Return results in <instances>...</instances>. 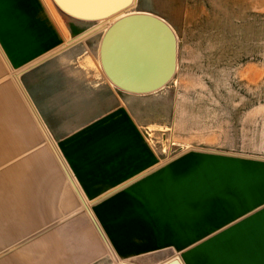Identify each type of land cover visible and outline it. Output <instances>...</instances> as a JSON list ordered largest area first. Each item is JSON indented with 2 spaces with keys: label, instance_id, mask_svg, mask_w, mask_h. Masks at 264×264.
Returning a JSON list of instances; mask_svg holds the SVG:
<instances>
[{
  "label": "crops",
  "instance_id": "1",
  "mask_svg": "<svg viewBox=\"0 0 264 264\" xmlns=\"http://www.w3.org/2000/svg\"><path fill=\"white\" fill-rule=\"evenodd\" d=\"M71 29L56 41L40 0H0V264H264L263 167L167 161L95 30Z\"/></svg>",
  "mask_w": 264,
  "mask_h": 264
},
{
  "label": "rangeland",
  "instance_id": "2",
  "mask_svg": "<svg viewBox=\"0 0 264 264\" xmlns=\"http://www.w3.org/2000/svg\"><path fill=\"white\" fill-rule=\"evenodd\" d=\"M40 4L56 41L69 38L70 26L95 30L88 43L102 69V41L115 21L136 13L165 20L177 41L174 75L155 91L128 96L152 146L167 161L193 150L264 170V0H134L95 20L75 17L54 0ZM179 256L168 251L136 260L166 264Z\"/></svg>",
  "mask_w": 264,
  "mask_h": 264
},
{
  "label": "water",
  "instance_id": "3",
  "mask_svg": "<svg viewBox=\"0 0 264 264\" xmlns=\"http://www.w3.org/2000/svg\"><path fill=\"white\" fill-rule=\"evenodd\" d=\"M65 12L82 19L110 17L134 0H54ZM176 35L162 18L148 13L126 15L106 31L102 66L119 88L147 93L163 87L176 69ZM166 264H182L173 259Z\"/></svg>",
  "mask_w": 264,
  "mask_h": 264
}]
</instances>
